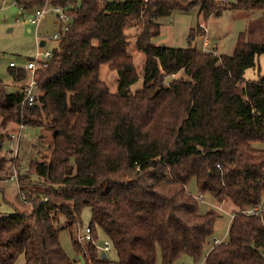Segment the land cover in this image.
Segmentation results:
<instances>
[{
	"label": "trees",
	"instance_id": "obj_1",
	"mask_svg": "<svg viewBox=\"0 0 264 264\" xmlns=\"http://www.w3.org/2000/svg\"><path fill=\"white\" fill-rule=\"evenodd\" d=\"M195 1H49L65 8L70 24L38 72L34 105H21L23 68L9 66L17 90L0 81V182L19 168L2 152L15 132L8 124L52 132L49 156L28 169L40 189L28 191L30 177L15 175L30 209L0 215V264L19 256L23 264H76L60 245L63 229L84 264H113L93 243L78 242L76 233L87 227L95 241L96 230L103 232L118 264H197L206 254L205 264H264V0H200L205 20L224 9L258 12L231 55L154 46L156 19L189 11ZM14 2L30 12L46 0ZM132 21L140 24L135 47L144 54L135 93L124 33ZM102 64L118 77L114 93L100 79ZM191 180L199 194L234 208L225 242L210 245L217 214L199 212ZM255 207L258 215L245 214Z\"/></svg>",
	"mask_w": 264,
	"mask_h": 264
},
{
	"label": "rangeland",
	"instance_id": "obj_2",
	"mask_svg": "<svg viewBox=\"0 0 264 264\" xmlns=\"http://www.w3.org/2000/svg\"><path fill=\"white\" fill-rule=\"evenodd\" d=\"M74 1L76 4L80 3V0ZM208 1L216 6H227L235 0ZM195 2L196 5L189 11H173L167 16L158 17L156 21L160 25V31L151 43L154 46L177 48H185L190 44L192 47H196L197 50H204L205 52H211L214 48H217L215 49L217 55H231L239 33L246 29L248 22L258 17L256 11L224 9L220 16L212 15L205 20L200 14V0ZM33 11L25 12L19 9L14 0H0V81L7 86L9 91L17 90V84L13 83L8 72L9 63L14 62L17 65L25 63L28 58H32L39 50V41L50 39L59 28L58 24L55 23V16L51 12H48L37 25L26 23L27 19L33 18ZM262 21L264 22V19ZM262 21L261 23L264 25ZM200 25H204L207 29V33H204L206 36L202 39L199 37L203 33ZM139 32L140 24L137 21L130 22L124 28V33L129 41L127 51L132 55L133 64L138 75L137 81L129 88L130 93H135L143 86L144 54L137 51L135 47V37ZM262 33L264 36V32ZM189 37L192 38L190 43L188 42ZM204 40L208 42V45H204ZM53 46H55V42H53ZM99 76L106 83L110 92L117 91L118 77L114 71L109 70L106 64L100 66ZM17 129L18 125L13 123L7 126L9 133ZM258 144L255 145L258 146ZM51 146V131L37 127H23L18 152L14 157L19 168H12V172L17 177L18 175L30 177L27 186L28 191H34L40 187L37 184L35 174L28 170L30 163L33 160H41L49 156ZM9 151L10 142H5L2 152L7 158L12 157L9 155L10 153H7ZM17 177L0 182V215H8L15 210L30 209L29 202L23 203L21 201L16 183ZM187 189L197 198L199 212L205 213L208 210H213L217 214L210 245H213L214 240L225 242L228 238V228L234 208L229 203L217 204L207 194H199L194 180L188 183ZM26 201L28 200L26 199ZM89 216V209L85 208L81 214L83 226L87 225ZM77 234L78 232L76 236H78ZM96 236L98 246H103L104 242H109L100 229L96 230ZM59 242L68 257L74 259L76 264H84L81 256L74 252L67 230H60ZM110 249V252L105 253L107 259L113 264H118L115 251L111 246ZM23 263V256H19L14 264ZM182 263L191 264L186 259H182L175 264Z\"/></svg>",
	"mask_w": 264,
	"mask_h": 264
},
{
	"label": "built area",
	"instance_id": "obj_3",
	"mask_svg": "<svg viewBox=\"0 0 264 264\" xmlns=\"http://www.w3.org/2000/svg\"><path fill=\"white\" fill-rule=\"evenodd\" d=\"M49 1L46 0V2L40 6L39 8L35 9L33 11V18L27 19L26 23H30L33 25H37L42 19L45 18L46 14L48 12H51L55 16V23L58 24L60 31L57 30L50 39L44 40V45L42 47H38L39 50L37 53L30 59L26 60L23 64H15L13 62L9 63V66L12 67H21L25 71V78L24 80L19 84V90L22 96L21 105L22 106H33L36 99V85H37V76L38 72L40 70H43L47 67V63L50 59L51 52L53 49V42L56 43V41L60 38V32H66L69 29L70 24V17L66 13V10L64 7L56 5L51 6L49 5ZM143 3L147 2V0H140ZM220 2H224V0H219ZM200 27L203 29V33L199 36L200 39L204 38L206 35L204 33H207V29L204 27V25H200ZM40 43V41H39ZM204 45H208V42L204 40ZM23 126H18V129L12 133L11 141H10V155L12 157H16L20 139H21V133H22ZM219 166V165H218ZM15 179V176L13 175L11 178ZM261 212V209L259 207L251 208L245 211L246 215H258ZM77 240L79 243H85V242H91L95 245V247L101 251L102 253L110 252V243L104 242L103 246H98L96 241L92 238L91 230L90 228H85L82 232H80L77 236ZM220 242L217 240H214L213 245L219 244ZM106 255V254H105ZM207 254L201 259L200 263L198 264H205ZM186 264V263H182Z\"/></svg>",
	"mask_w": 264,
	"mask_h": 264
},
{
	"label": "crops",
	"instance_id": "obj_4",
	"mask_svg": "<svg viewBox=\"0 0 264 264\" xmlns=\"http://www.w3.org/2000/svg\"><path fill=\"white\" fill-rule=\"evenodd\" d=\"M215 49H217V48H214L213 49V52L216 54V51H215ZM204 51V50H203ZM217 55V54H216ZM260 62H262L263 64H264V61H263V59H260ZM254 72L253 71H246L245 72V78L246 79H254Z\"/></svg>",
	"mask_w": 264,
	"mask_h": 264
},
{
	"label": "water",
	"instance_id": "obj_5",
	"mask_svg": "<svg viewBox=\"0 0 264 264\" xmlns=\"http://www.w3.org/2000/svg\"><path fill=\"white\" fill-rule=\"evenodd\" d=\"M43 45H44V41L42 40V41H40L39 46L42 47ZM101 259H105V254L104 253H102Z\"/></svg>",
	"mask_w": 264,
	"mask_h": 264
}]
</instances>
